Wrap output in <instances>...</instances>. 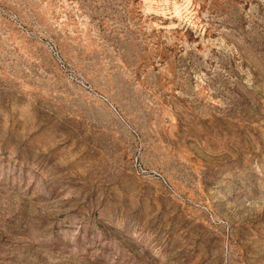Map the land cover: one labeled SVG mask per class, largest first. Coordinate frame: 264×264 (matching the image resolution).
Returning a JSON list of instances; mask_svg holds the SVG:
<instances>
[{"label": "rangeland", "instance_id": "rangeland-1", "mask_svg": "<svg viewBox=\"0 0 264 264\" xmlns=\"http://www.w3.org/2000/svg\"><path fill=\"white\" fill-rule=\"evenodd\" d=\"M0 264H264V0H0Z\"/></svg>", "mask_w": 264, "mask_h": 264}]
</instances>
